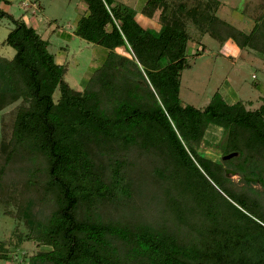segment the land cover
Wrapping results in <instances>:
<instances>
[{"label":"trees","instance_id":"trees-1","mask_svg":"<svg viewBox=\"0 0 264 264\" xmlns=\"http://www.w3.org/2000/svg\"><path fill=\"white\" fill-rule=\"evenodd\" d=\"M82 1L73 32L105 55L81 90L49 39L0 10L15 51L0 56V205L22 223L13 247L37 246L17 264H264V98L179 96L191 25L264 59V0L248 32L218 0H146L156 32L125 6Z\"/></svg>","mask_w":264,"mask_h":264},{"label":"rangeland","instance_id":"rangeland-1","mask_svg":"<svg viewBox=\"0 0 264 264\" xmlns=\"http://www.w3.org/2000/svg\"><path fill=\"white\" fill-rule=\"evenodd\" d=\"M106 1H110L112 6L119 4L129 8L137 18L136 15L146 0ZM218 1L217 16L245 32L250 31L256 17L262 13V8L259 7L262 0ZM85 8L86 4L82 0H0L1 11L9 13L15 19L25 14L28 19L26 25L30 24L28 26L35 25L36 21L37 33L49 39L50 51L55 54V60L66 66L65 80L76 90L82 89L85 74L91 72L102 61L100 56L102 47L79 38L73 32L78 16ZM12 27L11 19L6 15H0V56L6 58H11L15 52L10 45L4 43L6 34ZM188 31L194 42L192 40L188 43L186 57L190 66L182 71L180 77L181 103L203 107L216 94L225 103L242 100L246 108H257L264 98V87L258 86L259 84L264 86L262 56L246 49L235 57L228 56L224 54L222 48L224 45L208 34L202 35L193 25ZM62 32L70 33L71 38L66 39ZM116 50L124 53L122 48ZM231 92L236 94V98ZM58 95L59 91L56 89L53 94L55 100ZM248 101H251V104ZM13 106L7 107L4 111L7 112ZM213 148V143L202 142L200 150L212 154ZM233 177L237 179L236 175ZM5 210L6 207L0 205V241L3 240L5 244L0 255L6 248L9 259L1 255L0 264H17L36 251L37 246L34 242L25 241L17 248L13 247V241L16 242L15 234L19 231L17 228H22V223L16 228L18 221L14 216L5 215Z\"/></svg>","mask_w":264,"mask_h":264},{"label":"crops","instance_id":"crops-1","mask_svg":"<svg viewBox=\"0 0 264 264\" xmlns=\"http://www.w3.org/2000/svg\"><path fill=\"white\" fill-rule=\"evenodd\" d=\"M141 8V7H140ZM25 14H21L20 15V19L23 20L26 24H27V16L25 17ZM137 18L135 17V19L146 29L151 30L152 32H156L159 29V24L157 22V20H155L154 18H147L143 15L139 13H137ZM79 18V16H78ZM78 20V19H77ZM28 25H30L28 23ZM35 25H36V21H35ZM35 25L33 24V28H35ZM36 30V29H35ZM66 33L68 32H64V35H66ZM68 35V34H67ZM224 46L222 47L224 49V54H227L228 56H232L235 57L236 55H239V53L243 52V50H240L237 45L231 40L228 39L226 40V42L223 44ZM121 48V47H120ZM203 48V47H202ZM119 49V48H118ZM50 50V47H49ZM61 53V52H60ZM230 54V55H229ZM105 55V50H100V56H101V60L104 58ZM264 86L262 85L261 88H263ZM231 95L233 97L236 98V94L234 92H231ZM228 100H230L229 97H227ZM228 103H233V101H228Z\"/></svg>","mask_w":264,"mask_h":264},{"label":"water","instance_id":"water-1","mask_svg":"<svg viewBox=\"0 0 264 264\" xmlns=\"http://www.w3.org/2000/svg\"><path fill=\"white\" fill-rule=\"evenodd\" d=\"M234 155H236V152H230V153H228V154L223 155L222 158H223V159H228V158H230V157H232V156H234ZM225 172H226V174L235 175V171L232 170V169H229V168H227V169L225 170Z\"/></svg>","mask_w":264,"mask_h":264}]
</instances>
